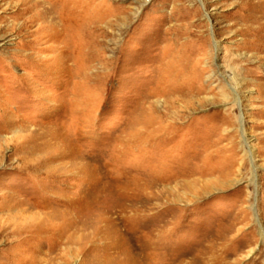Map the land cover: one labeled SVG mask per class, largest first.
I'll return each instance as SVG.
<instances>
[{
	"label": "rangeland",
	"instance_id": "obj_1",
	"mask_svg": "<svg viewBox=\"0 0 264 264\" xmlns=\"http://www.w3.org/2000/svg\"><path fill=\"white\" fill-rule=\"evenodd\" d=\"M0 264H264V0H0Z\"/></svg>",
	"mask_w": 264,
	"mask_h": 264
},
{
	"label": "bare ground",
	"instance_id": "obj_2",
	"mask_svg": "<svg viewBox=\"0 0 264 264\" xmlns=\"http://www.w3.org/2000/svg\"><path fill=\"white\" fill-rule=\"evenodd\" d=\"M37 2H38V1H37ZM37 2H36V3H37ZM25 3H26V1H25ZM33 3H34V2H33ZM34 4H35V3H34ZM43 4H44V3H43ZM31 6H32V5H31ZM41 6H42V5H41ZM27 7H29V6H27ZM46 7H47V6H46ZM30 8H31V7H30ZM24 10H25V9H24ZM29 10H30V9H29ZM22 13H23V12H22ZM248 30H249V29H248ZM247 32H248V31H247ZM246 36H247V35H246ZM247 39H248V38H247ZM244 40H245V39H244ZM244 40H243V41H244ZM248 42H249V41H248ZM240 100H241V99H240ZM251 153H252V151H251Z\"/></svg>",
	"mask_w": 264,
	"mask_h": 264
}]
</instances>
